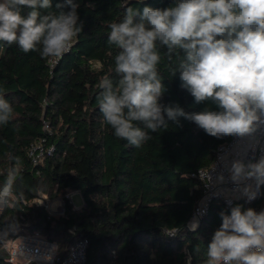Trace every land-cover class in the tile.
Here are the masks:
<instances>
[{"label":"trees","instance_id":"trees-1","mask_svg":"<svg viewBox=\"0 0 264 264\" xmlns=\"http://www.w3.org/2000/svg\"><path fill=\"white\" fill-rule=\"evenodd\" d=\"M74 2L80 4L83 31L62 58L42 59L38 51L24 53L0 41V89L14 110L13 120L0 125V185L12 167L20 170L0 210V264H12L4 242L35 232L58 245L55 264L80 240L88 241L85 264H204L227 209L212 201L198 228L190 230L203 196L192 174L210 167L215 149L230 138L210 137L180 118L182 127L168 121L167 129L149 132L151 139L135 148L114 135L96 99L99 81L116 78L118 49L108 44L109 25L123 19L126 7L165 8L174 0ZM160 51L159 74L167 88L162 103H178L187 112L217 110L211 103L196 104L181 88L179 73L172 75L183 53L169 59L166 48ZM43 139L54 151L35 165L28 149ZM73 191L82 195L79 209L66 197ZM42 194L62 198L65 213L51 215L37 206L34 200ZM262 203L264 186L251 208Z\"/></svg>","mask_w":264,"mask_h":264},{"label":"clouds","instance_id":"clouds-1","mask_svg":"<svg viewBox=\"0 0 264 264\" xmlns=\"http://www.w3.org/2000/svg\"><path fill=\"white\" fill-rule=\"evenodd\" d=\"M79 7L74 0H60L54 11L53 0H0V41L24 53L38 51L42 59L62 58L83 31ZM109 28L108 44L118 49L116 78L105 75L99 81L96 99L114 135L140 148L151 139L149 132L167 129L168 121L182 127L183 118L210 137L232 138L237 143L219 157L207 184L230 183L234 187L225 191L255 200L264 186V0H174V6L144 4L142 10L129 6ZM161 47L169 59L183 53L172 75L179 73L181 88L196 104L211 103L217 110L187 112L178 103H162L167 88L158 68ZM13 118L0 89V125ZM258 148V158H247ZM19 175L15 166L7 172L0 205L8 203ZM220 217L204 264H264V209L237 204ZM198 226V221L189 224L192 231Z\"/></svg>","mask_w":264,"mask_h":264},{"label":"built area","instance_id":"built-area-1","mask_svg":"<svg viewBox=\"0 0 264 264\" xmlns=\"http://www.w3.org/2000/svg\"><path fill=\"white\" fill-rule=\"evenodd\" d=\"M44 141L45 139H43L42 142L39 144L31 145L28 149V156L32 160V163L35 165L42 163L46 156L51 155L54 151V147H46L43 144ZM236 143L237 141L230 138L228 141L220 144L215 149V158L212 165L205 169H199L198 171L192 174V176L196 177L201 181L203 196L198 202V204L195 206L188 226L193 221H198V224H200L202 218L208 214L210 204L214 200H217L224 204L225 208L227 209V213L230 212L231 206L240 204L246 209L251 207L258 200L260 194L255 200L249 202L238 192L225 191L226 189H231L234 187L230 183L207 184L209 173H211L212 170L215 168L216 162L218 161L219 157L224 153L226 149L228 151H232L233 145H235ZM261 146H264V139L261 140ZM259 155H261V152L258 148L255 152L249 151L247 153V158H258ZM233 156H235L234 152ZM225 175H227V173H225ZM66 197L69 199L71 204H73L71 195L67 194ZM34 203L37 206L44 207L51 215H55L56 213H65V203L63 200L56 211L53 210V202L48 198L47 195L42 194L40 197L34 200ZM5 206L6 204L0 205V210H2ZM254 209H256L257 211L264 209V203ZM168 235L172 237L174 235V232H169ZM4 248L8 251L9 262L12 264H55L59 261L58 245L46 239L39 232L22 233L15 239L4 242ZM87 249V240H80L76 242L71 247L69 254L61 260V264H85L87 259ZM47 256H51V259H46Z\"/></svg>","mask_w":264,"mask_h":264},{"label":"rangeland","instance_id":"rangeland-1","mask_svg":"<svg viewBox=\"0 0 264 264\" xmlns=\"http://www.w3.org/2000/svg\"><path fill=\"white\" fill-rule=\"evenodd\" d=\"M71 198H72V203L74 205L75 208H81L83 206V198L82 195L79 191H73L71 192ZM51 200V199H50ZM53 204V210H57L58 206H59V202L57 200H52ZM55 215H59L58 213H56Z\"/></svg>","mask_w":264,"mask_h":264},{"label":"crops","instance_id":"crops-1","mask_svg":"<svg viewBox=\"0 0 264 264\" xmlns=\"http://www.w3.org/2000/svg\"><path fill=\"white\" fill-rule=\"evenodd\" d=\"M70 195H71V193H70ZM55 200H57V201L59 202V206H60L61 203H62V200H63V199H62V198H56V199H54V201H55ZM59 206H58V207H59ZM76 209H77V208H76ZM78 209H79V208H78Z\"/></svg>","mask_w":264,"mask_h":264}]
</instances>
